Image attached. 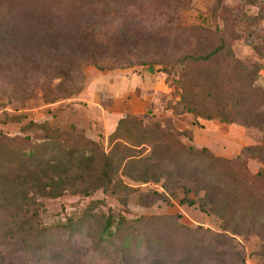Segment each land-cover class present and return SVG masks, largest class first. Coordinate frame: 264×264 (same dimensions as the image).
<instances>
[{"label":"rangeland","instance_id":"1","mask_svg":"<svg viewBox=\"0 0 264 264\" xmlns=\"http://www.w3.org/2000/svg\"><path fill=\"white\" fill-rule=\"evenodd\" d=\"M0 131L10 176L47 138L115 159L111 185L94 162L20 220L10 200L0 264H264V0H0Z\"/></svg>","mask_w":264,"mask_h":264},{"label":"trees","instance_id":"2","mask_svg":"<svg viewBox=\"0 0 264 264\" xmlns=\"http://www.w3.org/2000/svg\"><path fill=\"white\" fill-rule=\"evenodd\" d=\"M223 47H218L216 51L212 52L211 55L220 53ZM211 55L205 58H190V63H198L200 60H206ZM239 78L242 75L238 74ZM243 82L248 83L247 89L253 87V82L250 78L244 77ZM183 80H177V85L182 89ZM245 84V83H244ZM181 100L185 103V107L189 112H197L196 106L190 101L189 95L186 90H182L180 93ZM189 99V100H188ZM210 117V115H208ZM226 120V117H222ZM117 130V129H116ZM6 135L0 131V139H5ZM53 143L59 144L61 148H58V155L56 157H51ZM99 145L92 140L84 139L80 141H67L66 139H61L59 141L50 139H45L41 142L34 143L30 147H20L14 154V161L17 163V168L13 176H10V171L7 167H3V157L0 152V213L3 214L6 211L7 203L10 200L20 201V204L16 206L13 210V214H9L10 219L20 220L25 214H28V208L33 205L30 194H39L44 197L55 198L60 196L67 190L66 185L70 181H83L85 178L90 176L88 174V167L94 162H100V168L96 172H92L93 178L101 180L111 185L113 183V166L115 159L112 154L107 153L105 150H100L96 153L93 147H98ZM194 150L189 148L188 151ZM204 151V149H202ZM96 156L100 158V161L96 159ZM27 167L22 169V167ZM27 185V189L19 190V185ZM84 185V184H83ZM88 185L82 187L83 191H88ZM187 196V195H186ZM188 198H183L181 201H186ZM99 200H93L92 202L96 205ZM36 203V201H34ZM188 203L194 204L193 199H188ZM94 209V208H93ZM87 210L85 215L93 213L96 215L94 210ZM201 209L206 211L207 208L201 206ZM35 213L37 209L34 210ZM24 212L23 216L20 217V213ZM112 213V212H111ZM32 216L28 218V221H22L19 223L20 227L27 226L32 222ZM92 216V214H91ZM79 218H82L80 216ZM104 225L101 231L102 236H112L115 233L113 228L114 221L117 217L114 214L104 215ZM122 220L126 219L121 216ZM81 220V221H80ZM83 222L79 219L77 222L75 220H70L71 224H67L64 228H76L78 222ZM10 222L6 219V215L0 216V233L4 235L12 236L14 233L12 227L9 225Z\"/></svg>","mask_w":264,"mask_h":264},{"label":"water","instance_id":"3","mask_svg":"<svg viewBox=\"0 0 264 264\" xmlns=\"http://www.w3.org/2000/svg\"><path fill=\"white\" fill-rule=\"evenodd\" d=\"M149 71H150V72H154V69H153L152 66H150Z\"/></svg>","mask_w":264,"mask_h":264}]
</instances>
